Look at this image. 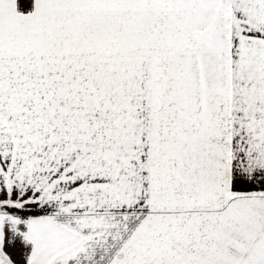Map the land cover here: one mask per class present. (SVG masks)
Returning <instances> with one entry per match:
<instances>
[{"label": "snow or ice", "instance_id": "1", "mask_svg": "<svg viewBox=\"0 0 264 264\" xmlns=\"http://www.w3.org/2000/svg\"><path fill=\"white\" fill-rule=\"evenodd\" d=\"M0 264H264V0H0Z\"/></svg>", "mask_w": 264, "mask_h": 264}]
</instances>
